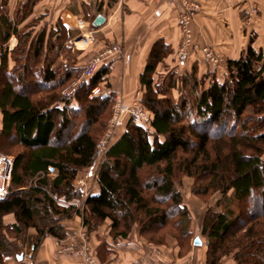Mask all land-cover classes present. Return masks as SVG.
<instances>
[{
  "label": "trees",
  "instance_id": "1",
  "mask_svg": "<svg viewBox=\"0 0 264 264\" xmlns=\"http://www.w3.org/2000/svg\"><path fill=\"white\" fill-rule=\"evenodd\" d=\"M39 1H19L11 10V0H0V152L14 158L9 193L0 197V263L7 256L23 259L25 248L33 256L47 233L65 239L63 222L75 215L88 232L110 219L114 239L126 238L138 226L150 243L164 244L173 236L181 254L187 253L190 216L174 183L181 170L210 176L206 187L222 195L217 202L222 210H210L201 229L208 243L206 263L222 264L232 255L237 264H264V50L253 45L254 36L238 58L228 60L224 80L205 73L206 86L199 83L197 65L184 76L172 73L156 81L159 64L171 53L164 40L156 42L140 79L151 124L131 118L98 169L99 191L81 206L67 205L59 199L82 198L75 179L99 153L107 124L103 113L114 96H89L98 86L110 87L111 66L62 94L82 68L75 57L58 63L72 36L61 19L35 37L27 24L20 27ZM13 36L18 44L10 53ZM179 86L180 97L174 99L167 89ZM145 170L158 176L143 178ZM257 202L259 212L252 206ZM9 214L15 222H5ZM168 225L179 234L157 237ZM31 228L37 234L30 235ZM11 237L20 239L18 247Z\"/></svg>",
  "mask_w": 264,
  "mask_h": 264
},
{
  "label": "crops",
  "instance_id": "2",
  "mask_svg": "<svg viewBox=\"0 0 264 264\" xmlns=\"http://www.w3.org/2000/svg\"><path fill=\"white\" fill-rule=\"evenodd\" d=\"M51 1L48 3L58 13L63 12L65 25L73 31L67 46L73 51H81L75 54L80 57L77 63L87 62L104 47L116 43L122 46L123 55L112 61L108 80L114 91L123 93L126 103H130L137 91H143L140 79L155 43L164 40L173 50L181 39L179 14L184 8L182 0H74L73 5L72 0ZM188 1L199 5V10L192 27L196 52H193L186 70L198 65L201 74L209 71L222 81L228 73V60L238 58L251 37L254 36L253 45L264 50V0ZM255 5L258 11L249 21L248 10ZM99 15H103L105 20L95 25ZM89 29L95 31L94 42L89 47L78 45L80 40L76 38ZM205 45L221 54L220 65L208 63L198 53V49ZM173 58V55H169L160 63L158 73L162 72V65L168 68L171 64L173 66ZM52 174L56 175L55 172ZM64 204L81 206L75 200ZM5 222H15L14 215L5 216ZM63 224L68 236L59 240L47 233L33 254L34 264H93L80 246L86 241L88 255L95 264H207V248L205 245L201 247L202 240L201 245L193 244L187 253L181 254V248L174 238L168 237L166 243L160 245L150 243L140 234L137 226L126 238L114 239L110 232V219L91 232L87 231L78 215L66 219ZM29 233L35 235L37 231L31 228ZM83 236L87 237L86 241L82 240ZM25 259L7 256L0 264H25ZM222 264L236 263L224 259Z\"/></svg>",
  "mask_w": 264,
  "mask_h": 264
},
{
  "label": "rangeland",
  "instance_id": "3",
  "mask_svg": "<svg viewBox=\"0 0 264 264\" xmlns=\"http://www.w3.org/2000/svg\"><path fill=\"white\" fill-rule=\"evenodd\" d=\"M19 1H23V0H11V2H10L11 10H14V8L16 7V5H17V3ZM48 2L50 3L52 1L51 0H43V1L41 0V1H39V3L35 7L34 13L31 15V17H29L27 19V21L22 23L21 26H20L21 28H23V26L27 24V31L28 32H30V30L33 29V31L30 32V33H32L31 34L32 37H35L36 35H38V32H40V30L42 28H44L45 26H50V25H52V23H55L57 21V19H61L62 21L64 20V18L62 16L63 12L61 11V12L58 13L56 8L55 7L53 8ZM71 2H72V5H73L76 1L72 0ZM69 7H70V4H69ZM192 27H193V23H192ZM23 31H25V29H23ZM71 32H72V35H73V31H71ZM81 35H82V32L76 38L77 41L80 40ZM67 42H66V48L61 51V53L59 54V57L57 58L58 61H60L58 63L59 64L61 63V65H64L65 63L71 61V59L73 57H75L76 60L80 59V57L78 58V56H75V54H76L77 51L78 52H81V51H79V50H75V51L71 50L70 48H68ZM17 44H18L17 37L16 36L11 37V39L9 40V42L7 44L8 52L11 53V50L14 49ZM78 45H80V46L82 45V46L85 47L86 44L85 43H80ZM175 50H176V48L171 50V53H170V55L174 56L173 61L175 63L173 64V66H172V64L169 65L170 68L166 67L165 65H162L163 66V68H161L162 72L155 74V76H158V77H155L156 81L160 80V77L162 78V77H165L168 74H172V73H174V75H176L178 77H180L181 75L184 76L187 73H189L188 70L186 71L188 66L186 68H184V69H180L178 67ZM198 53H200V55L203 56L200 51H198ZM206 61L208 63H210L208 60H206ZM221 61L217 65H220ZM16 63L17 62H15L14 59L12 58L10 60V67H14ZM76 65L78 67L82 68L81 69V72H82L84 67L87 65V62H83V63H81V62L79 63L78 62ZM196 67L198 69V80H199V83H204L205 82L204 84L206 86L210 82V78H207L205 80V74H201V72H199V66L198 65ZM166 84L167 83H165L164 85L166 86ZM71 85L65 87L62 90V94H64V92L67 91L66 89H68ZM167 90L169 91L168 94L171 95V97H173L174 99H178L180 97V92L179 91L181 90V86H179L178 89L175 88V89H167ZM120 94L122 95L123 93H120ZM137 94H139L138 97H141L142 106L144 107V104H143L144 91H137ZM38 95H41V94L39 93ZM146 110H148V109H146ZM148 112L151 113L150 110H148ZM112 113H113V105L110 107V109L108 108L103 113V119L107 118V124L105 125V129H104L103 133L100 134L99 141L103 137V135L105 134V131L107 129V126H108V123H109L110 118L112 116ZM1 119L2 118H1V114H0V127H1V121H2ZM152 119H150V123H147V125L151 124ZM126 125L124 127H119V128L116 129V135H115L114 139L111 141L110 146L113 143H115V141L119 138V136H121V134H123L125 132ZM209 131H211V129H209ZM211 132H213V131H211ZM99 141H98V143H99ZM98 143H97V145H98ZM110 146H109V148H110ZM97 150L99 151L98 147H97ZM105 150H100V152L98 153L97 158H96L95 162L93 163V165H91L89 167H86V168H83V169H81L78 172V175H77V177L75 179V187L82 191V198L81 199H74V200L79 202V203H81V205H83V202L86 200V198L89 195L97 193L99 191L98 182H97V180H98V169H99L102 161L105 159V155H106V152H107ZM0 153L5 154V155H10V156L13 157V155H11L10 153H7V152H5V153L4 152H0ZM90 171L92 172V175H90V174L88 175V172H90ZM152 174H153V176L154 175L158 176V172L154 171V170L153 171L145 170V172H143L141 174V176L143 178H146L148 176H152ZM209 180H210V176H208V175L191 176V175L185 174L181 170L176 172V175H175V178H174V183H175L177 189L180 191V193L182 195L183 204L186 207V209L188 210L189 216H190V223H189V227L188 228H189V231L191 232V237H190V243H188L189 247L192 248L193 244H194V239L196 237L200 236L199 238H200V240H202L201 247H203L205 245V247L207 248V251H208L207 240L204 237H201V229H202V225H203V222H204V218H205L206 214L209 213L210 210H213V211L222 210V206H218L217 205V202H218L219 198L222 197V195H221V193L219 191L213 192V191H210L206 187V185H207ZM0 184H2V178L1 177H0ZM198 189L205 193L204 196H199V195L195 194V190H198ZM59 200H61V202H65L64 197L60 198ZM252 206L257 207L256 210L258 212L261 210L260 209V202H257L255 205H252ZM252 206H250V207H252ZM233 208L236 211H238V205H235ZM166 232H172V233L179 234V230L177 228H174L173 226L168 225L165 228H162L160 231L156 232L157 237H160L162 233H166ZM171 237L174 238L173 236H171ZM86 238H87L86 236H83L82 240L86 241L85 240ZM174 239L178 242V240L176 238H174ZM11 240H12L13 243L16 244L17 247H18V244L21 243L20 239H13L11 237ZM86 244L88 245L87 241H86ZM80 246L83 248V243H81ZM184 249H185V247H184ZM25 254H26L25 255V258H26L25 259V263H26V261H31L34 264L35 262L33 260V256H32L31 250L30 249L25 250ZM227 259L233 260L237 264V262L235 261V259L233 258L232 255H230V256L225 258V260H227Z\"/></svg>",
  "mask_w": 264,
  "mask_h": 264
},
{
  "label": "built area",
  "instance_id": "4",
  "mask_svg": "<svg viewBox=\"0 0 264 264\" xmlns=\"http://www.w3.org/2000/svg\"><path fill=\"white\" fill-rule=\"evenodd\" d=\"M182 5L184 8L179 14L181 39L175 50L177 64L180 69H184L188 66L189 60L193 54L192 47L194 45V33L192 23L194 21L195 14L199 10V5L191 3L188 0H182ZM257 11L258 8L256 5L248 10V13L250 14L248 19L249 21H251V16L256 14ZM94 33V29H89L83 32L79 42L85 43V46L89 47L95 39ZM199 51L202 53L203 57L213 65H217L222 60L220 53L208 45L200 47ZM121 55H123V48L118 43L104 47L87 61V65L84 67L78 78L72 82V85L66 89L67 91L64 92V94H67L70 88L75 89L84 81L94 78L96 73L104 65H111L112 61ZM101 95H113L114 103L113 113L105 134L97 145L99 152L100 150L105 149V151H107L111 141L116 135V129L124 127L131 118H138L147 124L150 123V119L153 117L152 114L142 106L141 97H138L139 94L137 93L133 96L130 103H126L123 96L119 92L114 91L113 88L98 86L93 89L89 97L92 99ZM13 165L14 158L12 156L0 153V177L2 178V184H0V197H5L9 193L8 186L11 179ZM89 174L92 175V172H88V175ZM83 251L87 255L90 262L95 264L92 257L88 255L89 246L86 243L83 244ZM25 264L33 263L31 261H26Z\"/></svg>",
  "mask_w": 264,
  "mask_h": 264
},
{
  "label": "water",
  "instance_id": "5",
  "mask_svg": "<svg viewBox=\"0 0 264 264\" xmlns=\"http://www.w3.org/2000/svg\"><path fill=\"white\" fill-rule=\"evenodd\" d=\"M105 20V17L103 15H99L96 20H95V25H100L104 22ZM194 244L195 245H201V240L199 237H196L195 240H194ZM20 258H22V256H20Z\"/></svg>",
  "mask_w": 264,
  "mask_h": 264
}]
</instances>
